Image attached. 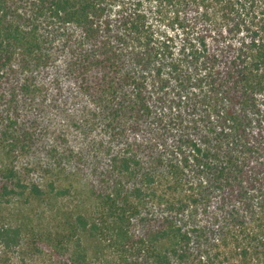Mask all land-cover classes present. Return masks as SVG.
Segmentation results:
<instances>
[{"label": "trees", "instance_id": "16d2710c", "mask_svg": "<svg viewBox=\"0 0 264 264\" xmlns=\"http://www.w3.org/2000/svg\"><path fill=\"white\" fill-rule=\"evenodd\" d=\"M0 264H264V0H0Z\"/></svg>", "mask_w": 264, "mask_h": 264}]
</instances>
